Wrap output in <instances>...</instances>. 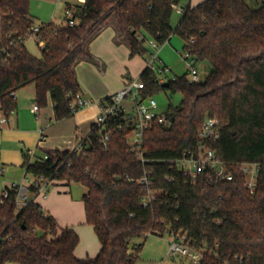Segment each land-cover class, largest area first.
<instances>
[{"label": "trees", "instance_id": "1", "mask_svg": "<svg viewBox=\"0 0 264 264\" xmlns=\"http://www.w3.org/2000/svg\"><path fill=\"white\" fill-rule=\"evenodd\" d=\"M260 1L253 8L246 0H203L196 5L183 0H85L76 5V23L70 25L36 24L30 0H0V107L7 115L18 106L12 93L33 85L40 108L51 100L56 120L71 117L72 102L82 95L76 66L81 60H94L87 42L111 15L130 47V57L147 56L146 39L162 45L178 33L184 50L211 65L200 81H191L187 71L168 79V85L159 82L156 71L143 69V97L161 91L182 94L178 104L169 103L165 110L171 123L154 122L145 131V161L128 142L131 128L122 114L108 122L111 136L106 146L101 142L103 130L92 124L80 151L24 155L22 165L31 176L87 188L82 195L86 222L93 226L101 248L95 257H77L80 236L74 228L62 227L36 199L19 207L17 190L6 187L7 195H0V264H137L144 243L135 239L171 232L186 235L193 248L203 251L198 264H264V0ZM176 4H184L185 11L174 28ZM34 26H39L38 32ZM32 36L40 56L26 47ZM207 117L219 120L220 136L210 147L232 179H210L202 173L192 184L175 161L198 146ZM244 162L258 164L254 191L246 184ZM145 175L147 184L139 182ZM30 190L37 187L31 185ZM153 190L155 198L145 206L142 199Z\"/></svg>", "mask_w": 264, "mask_h": 264}, {"label": "built area", "instance_id": "2", "mask_svg": "<svg viewBox=\"0 0 264 264\" xmlns=\"http://www.w3.org/2000/svg\"><path fill=\"white\" fill-rule=\"evenodd\" d=\"M84 2V1H83ZM174 10L182 14L185 11L184 4L174 5ZM67 22L70 25H74L76 20L74 19L75 11L72 7L66 9ZM34 32L39 31V26L33 27ZM143 38V36H140ZM193 41V40H192ZM149 46V52L146 56V67L156 71L159 76V82L165 83L163 74L171 70L169 66L164 64L161 60L160 50L161 46L154 39H146ZM41 45L45 44V41L40 42ZM185 54L183 58L187 64L189 79L197 82L203 79L201 71L198 67L197 59L187 50H184ZM144 88V83L140 78L128 79L124 86L110 95V99H103L99 102L100 110L94 119L93 124L100 127L103 130L101 135V142L103 145H107L111 136V130H108V122L115 119L119 115H123L126 125L131 128V133L128 136V142L132 150L137 151V154L141 161H145L143 156L144 151L142 149V140L145 131L154 123L170 124L165 111H159V105L153 96L143 97L141 95V89ZM14 96H16L15 93ZM92 103L90 98L84 97L78 94L76 99L72 102L74 111L88 106ZM39 105L34 102L32 105V112L39 116ZM10 115L5 114L0 107V127L5 126L10 121ZM41 138L45 140L46 134L44 129H40ZM220 136L219 120L216 117H207L202 125L200 131V143L195 149H187L183 152V155L175 161V165L182 170L185 174L189 175L190 182L195 184L200 174H207L210 179H227L231 180L232 175L228 173L227 166L223 160L219 158L217 152L210 147V142L215 141ZM88 137V135L86 136ZM84 147V139L81 140L74 148L77 151L82 150ZM46 156V155H45ZM47 157V156H46ZM242 170L247 175V186L254 191L257 177H258V164L244 162L241 164ZM139 182L147 184L149 182L148 176L145 175ZM37 187L36 191H31L30 186ZM52 185L50 179L44 176L33 177L27 172L20 182H13L9 187L17 190V204L19 207L25 205L29 199L28 192L33 193V198L38 196L47 197L48 189ZM7 190L3 192L7 195ZM156 191H149L143 197V204L149 205L155 198ZM169 244L166 252V257L172 258L171 264H198L203 258V251L193 248L186 235L176 234L171 232L169 234Z\"/></svg>", "mask_w": 264, "mask_h": 264}, {"label": "crops", "instance_id": "3", "mask_svg": "<svg viewBox=\"0 0 264 264\" xmlns=\"http://www.w3.org/2000/svg\"><path fill=\"white\" fill-rule=\"evenodd\" d=\"M62 1L63 0H30V12L35 19L36 24L54 21L56 9ZM83 1L85 0H79L80 3H83ZM67 2L68 7H70L71 4H69V1ZM76 5L78 4H75V6ZM64 21L66 22V18ZM86 50L94 57V60L79 61L76 66V74L81 84L82 95L84 97L90 98L92 100V103L86 107L79 109L71 117L56 120L54 117L53 103L51 102V100H49L48 105L51 110L47 115L45 124H50L48 126L42 127L45 130V134L47 136V139L45 140L49 146V149L47 150L74 149L76 145L81 140L85 139L89 134L94 119L100 110L99 102L112 95L117 90L121 89L126 81L128 79H131V77L129 76L124 77L122 66L125 63H127L128 66L130 65L129 74H131V72H134L135 74H141L143 69L146 67L143 56L136 55L134 57H130V47L124 36L119 32L117 21L114 15H111L100 27L98 32L88 40ZM30 52L36 56L41 55V50L40 52ZM161 60L163 62L162 57ZM113 63L120 65L121 71L118 75L116 74L114 80H109L108 70L112 67ZM32 89L34 90V87H32ZM37 118H41V109ZM11 125H13L14 127L16 125L18 127V110L14 111L11 114L10 121L5 126ZM52 185L55 186L62 184L56 183ZM6 187L9 186H5V188ZM68 188L66 187L64 191H58L55 200L59 203L61 200L63 203L69 205L70 199H73L70 198L68 200V198L63 195V193L70 192ZM48 197L49 193L47 197L38 196L36 200L47 211H49L53 216L56 217L62 227H72L77 231L80 236V242L75 249L76 256L82 259L95 257L100 251L101 245L93 226L86 222L84 204V212L80 210L75 211L73 208H70L68 209L69 213L67 212L66 214L59 215L56 213L55 207L49 205L48 209L44 205L43 200L48 199Z\"/></svg>", "mask_w": 264, "mask_h": 264}, {"label": "rangeland", "instance_id": "4", "mask_svg": "<svg viewBox=\"0 0 264 264\" xmlns=\"http://www.w3.org/2000/svg\"><path fill=\"white\" fill-rule=\"evenodd\" d=\"M71 4L70 7L75 11V4H79V0H63L57 7L55 12L54 21L58 24H62L67 18L66 8L68 2ZM189 0H183L186 4ZM202 0H190L191 5H196ZM248 4L256 8L261 4L260 0H246ZM181 14L174 10L172 16V25L174 28L178 25ZM67 21V19H66ZM27 48L30 51L40 52V46L37 43L35 37L27 39ZM148 45V42H146ZM184 39L175 33L170 42L162 44L160 55L163 59V63L170 67V71L167 75L162 76L167 81L174 76L183 75L187 72L188 67L183 58L184 51ZM146 64V56L143 57ZM130 66V65H129ZM127 63L122 66L124 77H131L137 79L140 77L139 74L131 72L129 74L130 67ZM198 67L201 71V76L205 78L211 70L209 62L203 60L198 61ZM121 71L120 65L113 63L112 67L108 70L109 80L116 77ZM33 85H27L20 88L17 91L18 100V127L15 125L0 127V194H2L5 186H10L12 182H19L22 178L26 169L22 166L24 155L33 157L34 152L37 154H44L49 146L45 140H40L41 134L40 129L44 126H48L46 118L50 112L49 105L41 107V118L38 119L36 114L31 111V105L34 103L35 91L32 89ZM159 105V111H165L169 103L178 104L182 99L180 92L171 93L170 91H161L153 95ZM52 122V121H51ZM45 132V130H44ZM66 187L70 191L69 193H63L64 196L70 199V204L67 205L60 200V203L56 201L57 192L65 190ZM87 191V188L78 182H73L70 186L67 185H51L48 189L49 197L44 201V205L49 209V205L56 208V213L59 215L69 213L70 208L75 211L80 210L84 212L83 203L81 201L82 195ZM29 198L33 197L32 192H28ZM30 200V199H29ZM69 203V202H68ZM59 222V221H58ZM170 236L149 234L147 237H141L134 240L135 243H144L140 259L137 264H171L172 258L166 257V252L169 244ZM17 264V263H8Z\"/></svg>", "mask_w": 264, "mask_h": 264}, {"label": "water", "instance_id": "5", "mask_svg": "<svg viewBox=\"0 0 264 264\" xmlns=\"http://www.w3.org/2000/svg\"><path fill=\"white\" fill-rule=\"evenodd\" d=\"M165 85H168V82H165Z\"/></svg>", "mask_w": 264, "mask_h": 264}]
</instances>
